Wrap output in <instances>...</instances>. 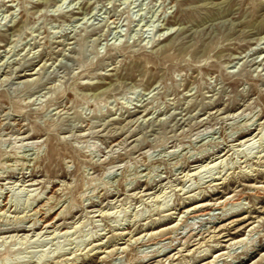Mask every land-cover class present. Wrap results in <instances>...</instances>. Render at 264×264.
<instances>
[{"label":"rangeland","instance_id":"rangeland-1","mask_svg":"<svg viewBox=\"0 0 264 264\" xmlns=\"http://www.w3.org/2000/svg\"><path fill=\"white\" fill-rule=\"evenodd\" d=\"M263 35L264 0H0V264H264Z\"/></svg>","mask_w":264,"mask_h":264},{"label":"bare ground","instance_id":"bare-ground-1","mask_svg":"<svg viewBox=\"0 0 264 264\" xmlns=\"http://www.w3.org/2000/svg\"><path fill=\"white\" fill-rule=\"evenodd\" d=\"M88 13V12H87ZM84 16V15H83ZM172 27V26H171ZM169 28V27H168ZM171 29V28H170ZM168 31H166V32H164V33H167ZM160 35H161V33H160ZM163 35V34H162ZM165 36H166V34H165ZM160 37V36H159ZM264 37V35L262 36V38ZM162 38H163V36H162ZM262 133V130H259V131H257V133L256 132H254V131H248V132H246L244 135H242V136H240V140H239V143L241 144V143H243V144H252V143H254L255 141H257V140H255V138L256 137H258L260 134ZM253 141V142H252ZM258 142H259V145H263V143H264V137H262L261 135L259 136V138H258ZM226 153H223L221 156H223V155H225ZM221 156H219V157H221ZM25 178V176H23V179H21L23 182H29V183H27V185H35V184H37V183H35V179L32 177V178H30V179H24ZM24 185H25V183H24ZM229 198H230V196L228 195V196H226V197H223V198H220V199H215V201H212L211 202V199H201V200H198V201H196V202H194L189 208H190V210H193V211H206V210H210L209 212L211 213V210L213 209L214 210V208H221V207H223V206H225V203L227 202V200H229ZM7 204V203H6ZM1 209V208H0ZM51 209V208H50ZM50 209L48 208L47 209V211L46 212H48V210L50 211ZM62 210V209H61ZM61 210L59 211V212H61ZM189 209H187V211H188ZM189 210V211H190ZM36 211V210H35ZM39 211V210H38ZM208 211H207V213H208ZM184 212V211H183ZM191 212V211H190ZM37 213V212H36ZM35 213V214H36ZM195 213V212H194ZM205 213V212H204ZM223 213V212H222ZM44 214H46V213H44ZM209 214V213H208ZM47 215V214H46ZM198 215H199V213H198ZM201 215H202V213H201ZM217 217L220 219L222 216H218L217 215ZM38 218V217H37ZM214 218V217H213ZM33 219V218H32ZM34 220V219H33ZM38 220H40V218L39 219H35L34 221H33V223L31 224V225H29L30 227H22V228H20V229H17V228H15V229H13V230H10V231H20V230H25V231H33V233H35V234H39L45 227H50V226H55V221H53V220H51V221H47L46 219L43 221L44 223H46V226L44 227V228H42V227H40L39 225H37V221ZM175 226H176V223H168V224H165V225H162L161 227H160V229L158 228V229H156L155 230V232L154 233H157V232H160V233H163V232H167L168 230H171V229H173V228H175ZM249 226H251V225H249ZM59 227L60 226H56V227H54V230L53 231H55V230H57V229H59ZM39 228H41L40 229V231H38V232H36ZM252 228H254V226L252 227ZM252 228H250L249 229V231H252L253 229ZM62 229V228H61ZM10 231H7V232H10ZM52 231V232H53ZM6 232V231H5ZM150 232H152L151 234H153V231H150ZM17 234V233H16ZM15 234V235H16ZM24 234V233H23ZM22 234V235H23ZM149 234V233H148ZM189 234L190 235H192L193 234V231L192 230H190V232H189ZM12 236L14 235V234H11ZM26 236L28 235V234H25ZM193 236H194V234H193ZM186 237V236H185ZM231 239V240H230ZM246 238H245V235H243V236H240V237H236V238H228V239H226V241H228V240H230L226 245H224L225 247L227 246V247H229V246H232V245H234V244H237V243H241V242H243L244 240H245ZM186 242V241H185ZM170 247H173L174 246V244H170L169 245ZM176 246V245H175ZM123 247V246H122ZM224 247V248H225ZM222 251V250H221ZM221 254H223V252L222 253H220V254H218V255H221ZM217 255V256H218ZM213 260L211 259V261L209 260V261H207V262H204V263H198V264H210L211 262H212Z\"/></svg>","mask_w":264,"mask_h":264}]
</instances>
